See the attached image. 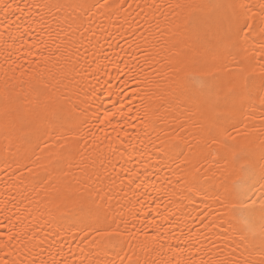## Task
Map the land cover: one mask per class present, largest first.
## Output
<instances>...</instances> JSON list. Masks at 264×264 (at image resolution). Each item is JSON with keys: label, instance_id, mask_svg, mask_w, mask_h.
I'll return each instance as SVG.
<instances>
[{"label": "snow or ice", "instance_id": "snow-or-ice-1", "mask_svg": "<svg viewBox=\"0 0 264 264\" xmlns=\"http://www.w3.org/2000/svg\"><path fill=\"white\" fill-rule=\"evenodd\" d=\"M135 8L139 11L129 13L131 22L125 18L132 34L131 43L125 40L127 49L117 41V59L103 49L98 58L118 69L117 78L136 84L132 96L140 107L128 101L127 112L113 104L90 113L95 85L85 93L83 107L76 103L69 109L67 94H57L62 80L71 79L79 67V49L73 53L77 61L69 55L60 67L59 79L41 75L39 70L52 60L49 42L59 59L57 39L67 45L70 32L83 36L92 31L87 18L105 15L106 9L128 12L133 5L0 0V51L7 54L6 63L21 49H27L28 57L27 66L5 69L0 64V171L44 194L56 213L45 223L68 222L77 231L67 234L73 240L79 236L77 252L69 249L62 256L60 249L45 259L42 249L37 253L36 231L29 234L0 221V264H264V0H152ZM42 9L67 11L69 31L54 39ZM153 28L164 39L160 51L177 49L165 65L179 77L166 100L176 106L171 120L159 114L165 105L153 106L149 94V77L160 75L153 66L160 55L149 39ZM137 37L147 46L136 45ZM125 56L135 60L132 67ZM101 69L110 75L107 65L97 64L96 71ZM16 72L20 85H27L20 92L12 83ZM125 126L137 140L143 130L151 151L144 140L139 148L132 144ZM158 172L165 174L166 189L159 195L148 191ZM149 211L154 219H147ZM51 235L59 238L61 232Z\"/></svg>", "mask_w": 264, "mask_h": 264}, {"label": "bare ground", "instance_id": "bare-ground-1", "mask_svg": "<svg viewBox=\"0 0 264 264\" xmlns=\"http://www.w3.org/2000/svg\"><path fill=\"white\" fill-rule=\"evenodd\" d=\"M20 2V0H17ZM29 3H56L57 0H28ZM113 2V0H110ZM124 4L126 8L128 4L133 5V9H129L128 12L121 11L119 13L115 12V9L105 10V15H93L86 19L85 24L90 22L91 32L84 33L83 36L79 32H70L68 36L69 43L65 45L64 40L57 39L58 36L62 35L63 32H68L69 29L64 22V17L68 14L67 11L60 13L56 12L55 9H42L41 15L44 16L48 27V31L52 33L54 39H57V43L60 44V56L57 57L55 52V46L51 45L49 47V53L52 56L51 62L44 68H41L39 71L41 75L47 76L49 78H60L59 69L62 67L66 59L71 55V59L77 61V56L73 53L76 49H79L78 64L79 67L75 69V72L72 73L71 79H64L59 85V90L57 94L66 93L68 97L67 107L70 109L72 104L80 103L83 107L82 101L87 99L85 93L90 89L92 85L96 87L95 97L92 99L95 100V103H91L89 106V112H95L99 107L101 111L104 109H111L113 104H116L117 107H121L123 111L127 112L129 107L128 101H131V107L139 108L140 105L135 97L132 96V90L136 88V84L130 80H127L125 76L118 77V69L114 68L107 59L98 58L101 50L103 49L104 54L108 55L110 59L115 60L117 57L115 53L120 52V49L116 47L117 41L120 42V47L127 49L128 44L125 43V40L128 43L132 42V34L129 31H126L128 28V23H125V18L127 17L128 22H131V15H135L139 9L135 8L136 4L144 5L145 3H152V0H116ZM157 4H165L171 2V0H155ZM161 12L168 13L167 9H160ZM152 14L159 16V12L153 9L151 10ZM35 15V13H32ZM75 15V13H73ZM149 16V10L145 9V17ZM143 22V18H141ZM163 23H160V27L163 28ZM76 25H73L75 28ZM135 27V25H133ZM145 27H148V24H145ZM38 31V29H37ZM152 35L149 39L155 45L156 51L160 52V55L156 57L159 60V64H154L160 75L159 76H150L149 79L152 82V89L150 95L154 101V105L164 104L165 106L161 108V115H165L167 119H173V116L169 115L172 110L176 107L173 104L166 103L168 97H170V86L175 88L174 81L178 80L179 77L173 75V70L165 67L170 59H172L174 53L177 49L164 48L163 51H160L162 45H164V39L161 35L157 34L155 28L152 30ZM95 33V37L92 36V33ZM110 34V35H109ZM159 41V43H157ZM111 45V46H110ZM136 45L146 47L139 37L136 38ZM136 45H133L135 49ZM23 53V55H22ZM124 53H121L123 55ZM98 58V59H97ZM7 54L3 51H0V64H4L5 69L9 67L15 68L17 65L24 63L25 66L27 57V49H21L20 52H14L12 61L6 63ZM97 59V63H93V60ZM125 60L129 63V66L132 67L135 64V60L125 56ZM97 64L107 65V71L110 73L109 76L104 75L105 69H101L99 72L96 71ZM140 67H144L142 58L140 59ZM121 69H124L126 72L127 69L124 68V65H120ZM137 74L139 73V68L136 69ZM8 76H13V73L8 72ZM144 75H148V69L145 67ZM26 79V77L24 78ZM21 80L20 73L16 72L14 74V80L12 83L16 84L15 92H20L22 88L26 89L27 85H20L19 81ZM107 80V83L104 81ZM99 81V83H97ZM2 86V84H0ZM158 86V89H157ZM123 90V91H121ZM120 93L117 95L116 93ZM99 99H96V98ZM164 97L165 100L160 99ZM101 101L103 103L101 104ZM111 101V103H110ZM147 104V101H146ZM152 113H150L151 115ZM180 110L177 109L175 115L178 116ZM119 119V117H118ZM116 123V121H113ZM129 137L132 138V144H135L138 148L140 145V140H144L145 145L149 151H151V144H148L147 140L144 139L143 130H140V140L136 139V132L131 128H127ZM94 131L96 129H93ZM105 132L110 134L112 133L111 128H105ZM99 135V133H98ZM151 136V133H149ZM121 139L125 140V144L128 143V139L124 137L123 132H121ZM113 163L116 164V167H119L117 163V158L113 157ZM3 165H0L2 168ZM165 174L163 172H158L157 176L154 177L151 181V186L148 188L149 193L153 192V189L156 190L157 195L161 191L166 190L164 188ZM127 187V185H125ZM43 193L37 194L33 191L32 186L25 182L21 184L19 181L10 175H5L4 172L0 171V221L4 223L17 224L18 227H23L26 232L31 233V231L37 232L36 241L34 243L40 244V249H37V253L42 249L44 252V258L48 259L50 256H54L55 253L63 249L62 256H66L69 249L73 252H77L79 236L73 240L71 235L67 234V231L76 232L77 229L70 226L68 222L61 221L60 223L47 224L46 220L51 219L52 216H55V210L52 205L47 204L43 199ZM131 195V193H129ZM151 200V196L145 201V204L148 205ZM161 202L166 203L161 196ZM151 208H155V204L150 205ZM162 215H167L163 212V209H160ZM20 217V221L17 222L16 215ZM195 215V213H193ZM5 216L8 217V220H5ZM155 218V213L149 211L147 219L151 220ZM187 219V218H185ZM159 224L160 221L157 220ZM61 224L64 225L63 229ZM167 227V224L164 225ZM173 227H175V222H173ZM67 230V231H66ZM53 231H60L61 235L59 238H55L51 235ZM171 235V234H170ZM175 244V241H172ZM80 247H85L83 244ZM151 258H155L153 254H148ZM58 260L61 257H56ZM164 259L166 257H160Z\"/></svg>", "mask_w": 264, "mask_h": 264}]
</instances>
